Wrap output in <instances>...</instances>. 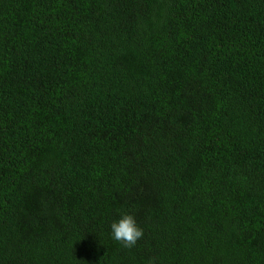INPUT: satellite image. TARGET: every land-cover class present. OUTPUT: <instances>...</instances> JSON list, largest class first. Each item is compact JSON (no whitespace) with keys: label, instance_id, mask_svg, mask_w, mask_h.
<instances>
[{"label":"trees","instance_id":"16d2710c","mask_svg":"<svg viewBox=\"0 0 264 264\" xmlns=\"http://www.w3.org/2000/svg\"><path fill=\"white\" fill-rule=\"evenodd\" d=\"M0 264H264V0H0Z\"/></svg>","mask_w":264,"mask_h":264},{"label":"clouds","instance_id":"9594fccd","mask_svg":"<svg viewBox=\"0 0 264 264\" xmlns=\"http://www.w3.org/2000/svg\"><path fill=\"white\" fill-rule=\"evenodd\" d=\"M112 238L125 248H133L143 237L144 231L137 225L133 215L123 214L111 224Z\"/></svg>","mask_w":264,"mask_h":264}]
</instances>
